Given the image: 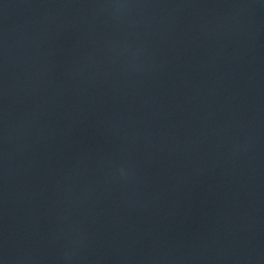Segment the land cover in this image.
I'll use <instances>...</instances> for the list:
<instances>
[{
    "label": "water",
    "instance_id": "95a60500",
    "mask_svg": "<svg viewBox=\"0 0 264 264\" xmlns=\"http://www.w3.org/2000/svg\"><path fill=\"white\" fill-rule=\"evenodd\" d=\"M0 264H264V0H0Z\"/></svg>",
    "mask_w": 264,
    "mask_h": 264
}]
</instances>
